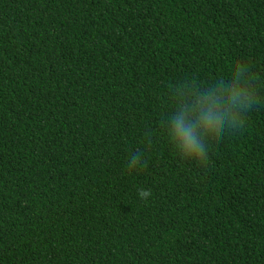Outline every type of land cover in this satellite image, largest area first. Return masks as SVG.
<instances>
[{
  "label": "trees",
  "instance_id": "1",
  "mask_svg": "<svg viewBox=\"0 0 264 264\" xmlns=\"http://www.w3.org/2000/svg\"><path fill=\"white\" fill-rule=\"evenodd\" d=\"M237 63L259 103L185 161L175 86ZM0 264H264V0H0Z\"/></svg>",
  "mask_w": 264,
  "mask_h": 264
},
{
  "label": "clouds",
  "instance_id": "2",
  "mask_svg": "<svg viewBox=\"0 0 264 264\" xmlns=\"http://www.w3.org/2000/svg\"><path fill=\"white\" fill-rule=\"evenodd\" d=\"M216 84L176 85L173 111L163 125L177 154L200 166L207 163L210 143L222 140L225 134L240 132L247 113L260 101L259 89L244 64L237 63L229 82L221 79ZM146 135L150 137L151 130ZM142 164L137 152L130 157L128 168L135 170ZM138 194L147 199L151 192L140 189Z\"/></svg>",
  "mask_w": 264,
  "mask_h": 264
}]
</instances>
